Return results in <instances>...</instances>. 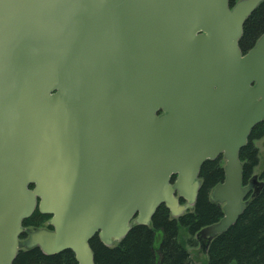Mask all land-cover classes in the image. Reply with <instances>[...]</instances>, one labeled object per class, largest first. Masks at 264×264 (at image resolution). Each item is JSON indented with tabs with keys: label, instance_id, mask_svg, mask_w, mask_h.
<instances>
[{
	"label": "water",
	"instance_id": "95a60500",
	"mask_svg": "<svg viewBox=\"0 0 264 264\" xmlns=\"http://www.w3.org/2000/svg\"><path fill=\"white\" fill-rule=\"evenodd\" d=\"M262 1L0 0V264L36 246L95 264V235L112 246L161 205L193 209L220 155L224 216L200 233L239 220L263 186L240 159L264 121V33L240 47ZM36 207L54 229L21 242Z\"/></svg>",
	"mask_w": 264,
	"mask_h": 264
},
{
	"label": "trees",
	"instance_id": "16d2710c",
	"mask_svg": "<svg viewBox=\"0 0 264 264\" xmlns=\"http://www.w3.org/2000/svg\"><path fill=\"white\" fill-rule=\"evenodd\" d=\"M237 0H231L234 5ZM264 33V0L245 22L240 47L250 50ZM264 137V121L251 131L247 145L240 153L243 162V184H248L259 163L256 141ZM225 160L222 156L206 161L200 172L201 187L193 211L178 219L172 218L169 209L161 205L150 225H135L114 246L105 245L95 235L91 241L95 264H196L188 247L200 241L198 233L219 222L223 216L221 204L211 201L212 189L225 179ZM259 179L264 183V168ZM51 215L37 209L24 221L25 227H49ZM162 233L157 246L158 232ZM27 235L23 234L22 238ZM207 248L206 264H264V184L259 192L248 198L239 220L213 240H204ZM13 264H77L72 250L45 254L40 247L19 250Z\"/></svg>",
	"mask_w": 264,
	"mask_h": 264
},
{
	"label": "rangeland",
	"instance_id": "374dc122",
	"mask_svg": "<svg viewBox=\"0 0 264 264\" xmlns=\"http://www.w3.org/2000/svg\"><path fill=\"white\" fill-rule=\"evenodd\" d=\"M256 145L259 148V163L258 166L254 169V176L259 177L261 170L264 168V138L259 139L256 141ZM257 182L261 181L259 178L256 179ZM161 231L158 232L157 235V246L161 242ZM200 241L197 243L195 247H188L189 251L191 252L192 258L196 264H206L207 261V248L204 246V240H209V236L200 235ZM24 242V241H22Z\"/></svg>",
	"mask_w": 264,
	"mask_h": 264
},
{
	"label": "flooded vegetation",
	"instance_id": "af4514ba",
	"mask_svg": "<svg viewBox=\"0 0 264 264\" xmlns=\"http://www.w3.org/2000/svg\"><path fill=\"white\" fill-rule=\"evenodd\" d=\"M121 15H122V18L119 19L121 27L119 28L118 31H120V32L122 30L128 31L129 28L126 29V27H123V26H128V25L133 24L132 18L130 17V15H131V7H130V5L128 3H124L121 6ZM30 187L33 188V185H30Z\"/></svg>",
	"mask_w": 264,
	"mask_h": 264
}]
</instances>
